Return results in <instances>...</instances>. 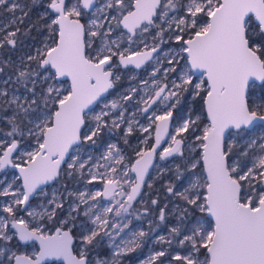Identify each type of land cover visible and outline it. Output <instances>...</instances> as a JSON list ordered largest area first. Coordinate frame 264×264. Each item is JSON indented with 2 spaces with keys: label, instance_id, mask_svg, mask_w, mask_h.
Segmentation results:
<instances>
[{
  "label": "snow or ice",
  "instance_id": "1",
  "mask_svg": "<svg viewBox=\"0 0 264 264\" xmlns=\"http://www.w3.org/2000/svg\"><path fill=\"white\" fill-rule=\"evenodd\" d=\"M4 13L0 264H264V0Z\"/></svg>",
  "mask_w": 264,
  "mask_h": 264
},
{
  "label": "flooded vegetation",
  "instance_id": "2",
  "mask_svg": "<svg viewBox=\"0 0 264 264\" xmlns=\"http://www.w3.org/2000/svg\"><path fill=\"white\" fill-rule=\"evenodd\" d=\"M8 17V14L7 13H4L2 17H0V19H5Z\"/></svg>",
  "mask_w": 264,
  "mask_h": 264
},
{
  "label": "rangeland",
  "instance_id": "3",
  "mask_svg": "<svg viewBox=\"0 0 264 264\" xmlns=\"http://www.w3.org/2000/svg\"><path fill=\"white\" fill-rule=\"evenodd\" d=\"M146 224V223H145ZM145 252H147V249H145Z\"/></svg>",
  "mask_w": 264,
  "mask_h": 264
},
{
  "label": "trees",
  "instance_id": "4",
  "mask_svg": "<svg viewBox=\"0 0 264 264\" xmlns=\"http://www.w3.org/2000/svg\"><path fill=\"white\" fill-rule=\"evenodd\" d=\"M146 223V222H145ZM147 225L145 224V227H146Z\"/></svg>",
  "mask_w": 264,
  "mask_h": 264
}]
</instances>
